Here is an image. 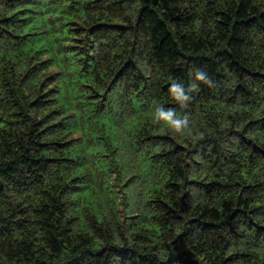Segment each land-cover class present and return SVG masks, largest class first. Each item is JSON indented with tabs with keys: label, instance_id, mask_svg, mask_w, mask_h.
Returning a JSON list of instances; mask_svg holds the SVG:
<instances>
[{
	"label": "trees",
	"instance_id": "obj_1",
	"mask_svg": "<svg viewBox=\"0 0 264 264\" xmlns=\"http://www.w3.org/2000/svg\"><path fill=\"white\" fill-rule=\"evenodd\" d=\"M0 264H264V0H0Z\"/></svg>",
	"mask_w": 264,
	"mask_h": 264
},
{
	"label": "clouds",
	"instance_id": "obj_2",
	"mask_svg": "<svg viewBox=\"0 0 264 264\" xmlns=\"http://www.w3.org/2000/svg\"><path fill=\"white\" fill-rule=\"evenodd\" d=\"M195 79L197 81L211 85V79L206 71L197 70L195 72ZM191 87L196 88L197 85L192 84ZM168 92L176 102L186 99V97L184 96V88L182 85L172 84L169 87ZM154 119L157 123L162 122L177 133L183 132V130L189 123V117L184 116L181 118V116L176 113V110L174 108H157L154 113Z\"/></svg>",
	"mask_w": 264,
	"mask_h": 264
},
{
	"label": "rangeland",
	"instance_id": "obj_3",
	"mask_svg": "<svg viewBox=\"0 0 264 264\" xmlns=\"http://www.w3.org/2000/svg\"><path fill=\"white\" fill-rule=\"evenodd\" d=\"M198 149H199V152H200L201 146H200V147H198Z\"/></svg>",
	"mask_w": 264,
	"mask_h": 264
}]
</instances>
